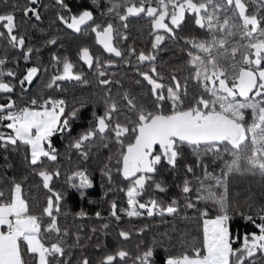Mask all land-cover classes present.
Returning a JSON list of instances; mask_svg holds the SVG:
<instances>
[{
  "label": "snow or ice",
  "instance_id": "1",
  "mask_svg": "<svg viewBox=\"0 0 264 264\" xmlns=\"http://www.w3.org/2000/svg\"><path fill=\"white\" fill-rule=\"evenodd\" d=\"M0 6V264H264V0ZM133 19L147 24L142 47L128 43ZM28 29L39 33L35 43ZM84 36L98 54L83 44L74 60L64 41ZM168 42L180 53L173 61L161 57ZM45 49H54L47 63ZM65 83L93 93L56 95L68 92ZM90 106L87 127L73 135ZM57 137L67 139L69 165L73 153L87 162L94 150L109 151L99 169L105 196L122 193L124 206L108 201V216L96 211L103 222L88 232L75 222L91 217L66 211L67 191L55 181L64 175L82 200L94 181L80 167L63 172ZM181 161L178 194L162 199L169 191L163 174L180 173ZM18 166L25 174L9 176ZM30 176L39 178L31 196ZM70 215L73 223H62ZM124 218H159L170 227L146 242L152 226L121 228ZM237 220L252 230L234 228ZM112 221L117 246L98 237L91 244L97 232L109 235ZM134 237L133 251L126 245ZM89 246L99 255H88Z\"/></svg>",
  "mask_w": 264,
  "mask_h": 264
},
{
  "label": "trees",
  "instance_id": "2",
  "mask_svg": "<svg viewBox=\"0 0 264 264\" xmlns=\"http://www.w3.org/2000/svg\"><path fill=\"white\" fill-rule=\"evenodd\" d=\"M22 2V0H21ZM50 0H43V3H49ZM68 2L72 5L73 9L76 10L79 8V6L83 3H86L87 0H68ZM0 10H3L2 6H0ZM18 17L21 16V13H17ZM48 23V17L46 15L45 20H44V25L43 26H47ZM130 32H131V39L129 40L128 43L132 42V39L136 40L137 43V47H142L143 46V42L144 40L147 39L146 33H147V24L145 21L143 20H131L130 21ZM187 30H185L186 32ZM143 33V38L142 39H138V37L141 36V34ZM30 41V43H35L36 40L39 39V33L28 29V37H27ZM65 43V49H67L68 53L72 56V58L75 60L76 56L75 53L77 51V47L79 45H83V44H87L89 45L94 53L98 54V46L94 45L92 39L90 36H84V37H72L70 39H67L64 41ZM165 47L169 50L161 53V57L162 60H168V61H173L175 60V58L177 56L180 55V53L178 51H176L172 45L171 42H168ZM65 49H61L60 51H64ZM54 49H45L44 52L42 53L43 55V60L45 63H47L48 58H49V53L51 51H53ZM106 55V54H105ZM82 70L85 72H88L87 68L82 66ZM125 69L121 68H116V69H112L111 71H117V72H121L124 71ZM90 75V74H89ZM91 78V77H90ZM37 86V84L33 85V89H35V87ZM64 86L66 88H68V92L66 93H55L56 95H64L66 96L69 100H71L72 95H76V96H80L81 94L83 95H90L93 93V89L91 87H87V88H81L79 86L73 87V85L65 83ZM115 91V87L113 89ZM91 111L92 108L91 106L87 109L82 110V112L80 113V118L76 121L73 122V135H76V133L80 132L82 129L87 127L88 121L91 118ZM55 144L57 146V148L60 150V152L62 153L61 158H60V163L62 165V169L64 173H69L70 170H75L76 167H80L83 169H86L88 171V173L91 175L93 181H94V187L92 189L88 190V195L86 199H80L78 192H76V190L68 188L66 184H64V180H65V176L62 175L61 178L57 181H55V186L60 188L63 187L64 189H66L67 191V201H66V211H69L71 213H75L80 211L81 209H83L84 211H86L89 215V217H91V219H85L83 221L77 220L75 223L80 224L83 223L86 225L84 231L88 232L89 228L93 225L99 227V225L103 222L100 220H97L95 218V212L96 211H100L102 213L103 216L107 217L108 216V201L112 200V199H117V201L120 203V206L123 207L124 203H123V194L122 193H115V192H111L108 193L107 196H105V191H106V182L104 180V178L100 175L99 169L100 167H102L103 163L105 162V158L109 155V151L107 149H102L99 151V153H96L94 150V154L90 156V159L87 162H80L78 160V158L76 157V155L73 153V163L71 165H69L64 157V153H65V145L67 143V139L66 138H60L57 137L55 139ZM115 149L113 148V151ZM14 160H18L19 157L14 156L13 157ZM188 160L191 162L192 160H194V157L189 156ZM3 160H2V156H0V165H2ZM112 163H115V159H113ZM183 161H181V172L178 174H172V173H167L165 172L164 178L166 180V182L169 185V191L166 194H161V198L162 199H169L171 196H174L176 194H178V188L175 186L176 184H179L181 182L182 179V175H183ZM215 167V166H213ZM210 171L212 170L211 168L209 169ZM216 171L218 172L219 169L217 168ZM198 174H199V170H197ZM0 174H3V169H0ZM24 173V169L22 166H18L16 168L15 171L12 170H8V175L9 176H16L17 178H19L20 176H22ZM39 182V178L35 177V176H30L29 177V181L26 183L25 188L28 191V195L31 196L34 193L37 192V189L35 188V185ZM147 198V197H145ZM89 201H96V203H89ZM62 223H66V224H72L73 223V218L70 215L67 220H63L62 219ZM144 223H148L150 224L152 227L150 228V230L146 233L143 234V239L148 242L150 240V238L152 237L153 234L155 233H160L165 231L167 228L170 227V225H164V224H160L159 223V218H148V219H144V220H135V221H131L129 222L127 220V218H124L121 222V224L119 225V227L121 228H131L133 225L136 226H141ZM181 228L187 227L189 229L193 228V225H185L184 223L180 224ZM234 228H238L241 231L244 230H252L251 227L249 226L247 229H245L242 226V222L237 220L236 223L234 224ZM109 231V235L104 236L102 233L97 232L96 233V237L93 238V241L91 242V244H94L97 242V237L99 238L100 241H102L103 243L107 244L109 249L114 248L115 246H117L118 244V237L116 235L118 228L117 225L115 224L114 221H112V223L110 224V229ZM139 239V237H134L133 240L128 243L126 246L130 249L134 251V246L135 243L137 242V240ZM87 254L92 256L93 258H95L96 256L99 255V253L91 246H89V248L86 250ZM77 254H78V250H77Z\"/></svg>",
  "mask_w": 264,
  "mask_h": 264
}]
</instances>
